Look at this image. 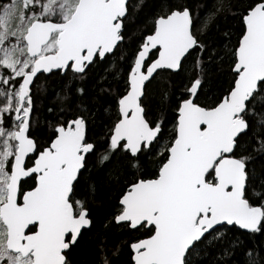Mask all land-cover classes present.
<instances>
[{"label":"snow or ice","instance_id":"snow-or-ice-1","mask_svg":"<svg viewBox=\"0 0 264 264\" xmlns=\"http://www.w3.org/2000/svg\"><path fill=\"white\" fill-rule=\"evenodd\" d=\"M141 4L0 0V264H264V0Z\"/></svg>","mask_w":264,"mask_h":264},{"label":"trees","instance_id":"trees-1","mask_svg":"<svg viewBox=\"0 0 264 264\" xmlns=\"http://www.w3.org/2000/svg\"><path fill=\"white\" fill-rule=\"evenodd\" d=\"M188 2L193 4L194 12L199 14V12L203 11V9H196L197 4H201L204 2V0H188ZM209 3L214 2V0H208ZM158 3V0H143V4H141V0H131V5L141 4V8L137 10V16L132 21L131 27L133 30H135L137 25H140L141 27L144 26L145 23H150L151 19V13L155 10L156 5ZM219 26L221 28L224 27H235V21L231 20L229 18H221ZM215 31V29H214ZM117 63L123 64L122 61H117ZM223 71H227V67L223 69ZM113 72V68L111 66H107V68L104 65H101L97 67L93 73L92 77L88 80L87 86L89 89L94 90L96 87V83L94 82H100L99 77H107L109 80L112 79V77L109 75ZM38 99V107L40 108V111L37 113L38 118L41 120L42 123H44L47 119H50V114L47 113L46 107L50 106L53 103V99L51 98V87L49 86V82H47L43 77L40 81L37 82V87L34 89ZM96 131H99V128L96 129ZM82 258L81 255H78V259Z\"/></svg>","mask_w":264,"mask_h":264},{"label":"water","instance_id":"water-1","mask_svg":"<svg viewBox=\"0 0 264 264\" xmlns=\"http://www.w3.org/2000/svg\"><path fill=\"white\" fill-rule=\"evenodd\" d=\"M131 1V0H130Z\"/></svg>","mask_w":264,"mask_h":264}]
</instances>
